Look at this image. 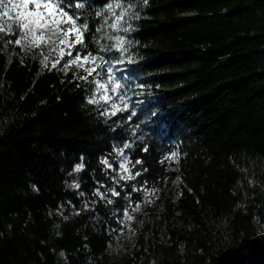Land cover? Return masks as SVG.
<instances>
[{"label": "trees", "instance_id": "trees-1", "mask_svg": "<svg viewBox=\"0 0 264 264\" xmlns=\"http://www.w3.org/2000/svg\"><path fill=\"white\" fill-rule=\"evenodd\" d=\"M114 1L87 0L80 55L106 45L95 13ZM120 4L127 51L101 54L138 102L115 115L67 55L53 68L0 34V264H264V0ZM125 143L131 173L147 169L135 179L116 172ZM132 202L137 237L118 253Z\"/></svg>", "mask_w": 264, "mask_h": 264}, {"label": "snow or ice", "instance_id": "snow-or-ice-1", "mask_svg": "<svg viewBox=\"0 0 264 264\" xmlns=\"http://www.w3.org/2000/svg\"><path fill=\"white\" fill-rule=\"evenodd\" d=\"M89 7L87 0H0V34L15 35L12 32L13 24L17 25L20 34L14 41L16 46L39 49L42 45L50 46V54L58 52L59 59L56 63L52 64L55 68L56 64L60 62L65 54L70 58L64 63V67L75 64L77 67L83 68L86 75L80 77V79L93 85L92 95L88 98L87 102L92 105L106 106L104 107V114L108 115L109 110L111 115H115L117 112L129 111L127 97V91L123 89V86L119 79L116 78L112 67H110V61L105 59L101 53L110 52L112 47H115L117 51L125 52V38L122 36L115 37V45L109 47L107 45H100L96 54L87 52L81 56V51L86 47L84 34L91 31L87 14L85 10ZM120 7L123 11L116 15L113 12L114 8ZM128 8H131V4L122 5L107 4L104 9L97 11L96 16L101 17L105 11L113 13V22L109 27L114 30L120 29V22L124 20V14ZM104 23H107V18L104 19ZM127 23V22H125ZM104 24L95 28V32H102ZM130 25L123 27L124 32L130 30ZM95 39V37H94ZM13 43V41H9ZM98 43V41H97ZM63 45L64 47H60ZM79 45V48L76 46ZM76 49V55L73 56L72 49ZM67 50V51H66ZM43 55V53H41ZM47 57L41 61L45 63ZM117 63L121 61L117 60ZM85 64L90 67H85ZM99 70V71H98ZM89 76H92V80L89 81ZM123 107H120V105ZM135 115L134 111H130L128 119H131ZM132 145L125 143L122 148L119 149V154L123 155V151L126 148H131ZM147 147L143 148V151H147ZM176 157V153H171L166 159H173ZM101 163L111 167L109 161L105 158L101 160ZM131 163L127 157L120 163V169L127 175L122 178L125 180L135 179L142 174V171L147 169H141L135 172L133 175L131 170L127 167V164ZM135 165H143V161L137 159ZM134 165V166H135ZM83 168V164L76 165L74 171L79 172ZM73 187L79 188L78 183H74ZM133 190L135 187H133ZM114 196H119L120 192L115 189H109ZM97 194L99 193L97 189ZM108 200V203H111ZM139 207V204L136 205ZM124 216L128 219L131 217L128 214L127 207L124 211Z\"/></svg>", "mask_w": 264, "mask_h": 264}, {"label": "rangeland", "instance_id": "rangeland-1", "mask_svg": "<svg viewBox=\"0 0 264 264\" xmlns=\"http://www.w3.org/2000/svg\"><path fill=\"white\" fill-rule=\"evenodd\" d=\"M119 3L120 4V0H115L112 4H116ZM123 11L122 8L117 7L113 9V12L116 15H119L121 12ZM110 17H113V13L108 12L107 15V24L105 26V31H104V40H105V44L109 47H112L113 45H115V37L120 35V30H114L111 27H109V25L112 24L113 22V18L112 20H110ZM122 23L120 22V28H121ZM12 32H17L18 34H20L19 32V28L17 25L13 24L12 26ZM4 46L7 48L8 47V43L4 42ZM60 47H64L63 45H61ZM24 51L27 54L30 55H34L35 57L39 58V59H43L44 57H47V61L51 62V63H56V61L59 59V54L58 52H53L50 54V46H45L42 45L41 48L39 49H35V48H29V47H24L23 48ZM67 51V50H66ZM41 53H43V55H41ZM66 55V54H65ZM104 55L105 59H107L108 61H110L105 54ZM75 56V55H74ZM83 56V55H81ZM70 59L67 58L65 59L66 61ZM61 61V60H60ZM65 63V62H64ZM71 65H69L68 67H70ZM72 66H74L83 76L82 72H84L83 68L77 67L75 64H73ZM110 67H112V70L116 76L117 79L120 80L123 89L127 91V101H128V106H133V108L136 106L138 99H137V92L134 90L132 84L130 83V81L127 78V74L124 73L123 67L121 65H118L116 62L114 61H110ZM67 67V68H68ZM85 67H90V65L85 64ZM99 71V70H98ZM120 107H123V105L121 104ZM109 113H111V111L109 110ZM125 151V150H124ZM123 151V155L119 154V150H118V154L120 155L121 158V162L124 161L125 157L128 158L129 160V155L127 152L124 153ZM175 152L176 153V157L173 159H170L172 162H177L178 159V153L177 150H173L171 153ZM171 155V154H170ZM169 155V156H170ZM127 167L129 168V165L127 164ZM109 168H113V165L111 164V167ZM117 174L122 178L123 176L127 175V173H125L123 170H117L116 171ZM113 180L116 182V184H120V180L118 178H116L115 176H113ZM176 184H178V181H176ZM109 189H114V188H107L106 192H108L109 194L113 195L111 191H109ZM115 190L117 191V189L115 188ZM139 204V207L137 208L136 205ZM129 216L131 217V219H128L125 217L124 221L121 223V225L124 227L123 230L119 231V234H121L122 239L124 240V244L118 239L115 241V245L111 246V250H114L118 253H125V247L124 246H128V247H132L134 244V241L137 237L136 234V230H135V225H136V220H137V216L139 214L140 211V203H131L129 208L127 209ZM261 230L264 233V224H260Z\"/></svg>", "mask_w": 264, "mask_h": 264}]
</instances>
